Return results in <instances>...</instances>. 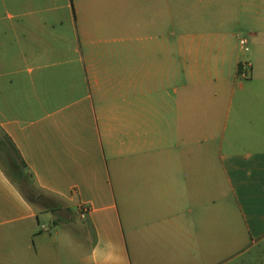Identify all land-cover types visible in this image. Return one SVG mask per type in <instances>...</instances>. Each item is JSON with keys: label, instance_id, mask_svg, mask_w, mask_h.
I'll list each match as a JSON object with an SVG mask.
<instances>
[{"label": "crops", "instance_id": "0c3cea01", "mask_svg": "<svg viewBox=\"0 0 264 264\" xmlns=\"http://www.w3.org/2000/svg\"><path fill=\"white\" fill-rule=\"evenodd\" d=\"M0 129V264H264V0H0Z\"/></svg>", "mask_w": 264, "mask_h": 264}, {"label": "trees", "instance_id": "16d2710c", "mask_svg": "<svg viewBox=\"0 0 264 264\" xmlns=\"http://www.w3.org/2000/svg\"><path fill=\"white\" fill-rule=\"evenodd\" d=\"M0 168L5 173L7 172V176L9 172L12 177L11 181L15 185L27 178L25 173L28 170L26 163L15 144L2 129H0Z\"/></svg>", "mask_w": 264, "mask_h": 264}, {"label": "rangeland", "instance_id": "374dc122", "mask_svg": "<svg viewBox=\"0 0 264 264\" xmlns=\"http://www.w3.org/2000/svg\"><path fill=\"white\" fill-rule=\"evenodd\" d=\"M7 173V172H6ZM27 178L23 179L19 184H16V187L22 192V194L33 203H38V199L42 200L44 198L43 193L36 186L35 181L32 176L29 174L28 170L25 171ZM8 177L12 179L11 175L8 172Z\"/></svg>", "mask_w": 264, "mask_h": 264}, {"label": "built area", "instance_id": "2783aa9c", "mask_svg": "<svg viewBox=\"0 0 264 264\" xmlns=\"http://www.w3.org/2000/svg\"><path fill=\"white\" fill-rule=\"evenodd\" d=\"M240 45L241 47L247 51L248 48H247V41L245 39H242L240 41ZM250 71H251V66L248 62H243L241 65H240V77L243 78V79H246L248 78L249 74H250ZM88 212V210H84V214Z\"/></svg>", "mask_w": 264, "mask_h": 264}]
</instances>
